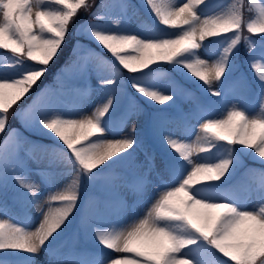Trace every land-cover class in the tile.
Masks as SVG:
<instances>
[{
    "label": "snow or ice",
    "instance_id": "1",
    "mask_svg": "<svg viewBox=\"0 0 264 264\" xmlns=\"http://www.w3.org/2000/svg\"><path fill=\"white\" fill-rule=\"evenodd\" d=\"M142 2L163 28L140 35L91 23L113 7L122 17L130 9L135 14L127 0L91 12L90 0H0V53L10 54L7 67L15 69L0 72V135L8 132L0 144V264H37L41 253L43 264H264V0ZM81 9L90 17L83 34L132 75L124 77L115 63L110 74H99L103 99L90 114L66 116L56 94L28 110L25 126L49 130L67 149L55 147L37 161L43 167L35 174L48 189L42 196L27 161L9 146L19 133L8 129V113L46 74ZM164 65L170 67L160 71ZM158 73L173 74L167 91L155 83ZM253 93L260 100L256 113L247 106ZM181 99L190 101L187 111ZM178 128L195 140L178 138ZM245 160L261 167L246 168ZM119 165L132 170L133 182L159 181L150 206L112 227L98 198L89 195L78 228L86 238L91 232V252L83 258L72 249L59 251L57 241L80 210L82 190L110 189L122 202L118 185L108 180ZM242 168L247 180H258L251 187L255 203L247 201L251 208L233 183ZM69 174L70 182L53 190V178ZM32 206L39 210L34 230L13 218L18 208Z\"/></svg>",
    "mask_w": 264,
    "mask_h": 264
},
{
    "label": "rangeland",
    "instance_id": "2",
    "mask_svg": "<svg viewBox=\"0 0 264 264\" xmlns=\"http://www.w3.org/2000/svg\"><path fill=\"white\" fill-rule=\"evenodd\" d=\"M93 1L94 0H92L91 4L93 3ZM116 2H117L116 0H106L102 5H104V4H115ZM127 2L135 6V14H133V10L130 9L128 11L127 15L122 17L121 10L118 7H115L112 9L110 15H108V17H110L109 22L98 23L97 21L103 22V21H105V19H91V23L96 25L98 28H100L104 31H112V32L133 31V32H136L137 34H140V35L149 34L153 30V28H155V27H152L151 25L148 24V20L145 17L146 14L144 13L145 14L144 15L142 13V11L137 8V6L135 5V3L132 0H127ZM233 2H234V0H223V3L225 5H227L229 3H233ZM218 3H220V0H215L214 2H212V4H214V5L218 4ZM224 10H227V8L225 7ZM147 11H148V13H150L149 10H147ZM80 18L83 19V21L80 22V25H81L80 32L83 34L85 21L90 19L88 16V12L80 14ZM117 20H120L121 23H119V24L115 23V21H117ZM160 27L163 28V26H160ZM167 31L171 32V31H179V30L178 29H175V30L168 29ZM245 35H251V34L246 33ZM252 39H258V36H252ZM95 44L98 45L97 43H95ZM104 51H106V50H104ZM205 55H208V53H205ZM106 62L107 63H101L100 62L98 64V66L95 68L92 65L83 66V65L76 64L72 69H70V71L72 73H75V75L79 79L84 78L86 83H87V86L84 89V92H83L81 98L79 99V103L77 101H75L74 105L67 106V107H63L59 103L58 104V110L59 111L64 112L67 116V115H75L77 112H80L84 115H87V114H90V112L92 110H94L97 103H95V104H93V103L96 100V98H97V102L99 100L103 99V89H102V86L100 84L99 74L108 75L111 73L112 63H110L109 61H106ZM9 63H10L9 61L7 63H5V59H3L2 62H0V72H9L10 74H14L15 70L7 67V65ZM96 63H97V61L95 62V64ZM114 63L117 65L118 68L120 67L122 69V66H119L118 62L115 61ZM164 66L166 69L168 67H170L169 65H164ZM102 68H104L103 72H102ZM165 68L164 67L161 68L160 71L166 70ZM245 70H247L246 66H245ZM129 75H132V74L127 73L125 77H128ZM248 75H249V78H251V76L254 75V72H249ZM166 77H171V73H167ZM155 83L161 89H163L165 91L168 90L167 85L169 83V79L168 78L165 79V76H160L158 73L157 76L155 77ZM197 83H201V82L197 81ZM47 87L42 89L37 94V96H35L32 99L31 103H29L28 106H24V108H23L24 114L22 115V120H24L26 118L29 109L35 108L43 99L46 98V96L55 94V89L47 88ZM58 90H61L60 87L58 88ZM190 90H191V88H190ZM87 95H89V97L87 100H85ZM75 98H76V92L73 90L72 91V99H75ZM252 98H255V101H256L255 104L253 101H251ZM248 102H250V103H248ZM152 103H154V102L149 101V104H152ZM166 103H168V102H166ZM178 103L180 104L181 108L183 109L184 106H186L187 104H190V101L187 99H181L178 101ZM237 103H239L238 99L231 98V104H237ZM231 104H229V107L231 106ZM259 104H260L259 97L255 93H253L249 97H247V106L250 107V110L253 113L259 112ZM156 107L160 108V107H163V105H156ZM19 112H21V111H19ZM224 114H226V112H224ZM170 115L173 117L176 116V114L172 113L171 111H170ZM139 123H140L141 131L143 132V130L145 128V117L144 116H141L139 118ZM172 126L176 127L177 122L173 121ZM196 127L198 129L199 125L197 124ZM15 129L18 131L19 137L17 139V137L14 136L13 140L10 141L9 146L10 147H16L18 150V154L27 161V166L30 169H32V172L30 173L31 179L38 186H40L42 196L46 195V193L48 191L47 187L44 185L43 181L41 180V177L35 174V171L38 167H31L29 165L37 163V161H44V160L48 159L52 155V149L55 147L63 148L64 151H67V149L64 148L62 143L59 141L57 143H47L48 145H44L43 143H39L35 139H33L32 137L28 136L21 129H19V128H15ZM29 129L35 130L39 133L41 132V131L36 130V127H29ZM129 130H130V125H128L127 127L124 128L125 133ZM42 132L47 133L48 130L44 129V130H42ZM175 135L178 138H182V139L187 138L189 140H195L194 134L186 137L185 134L183 133L182 128H178ZM246 163L252 164L255 169L253 167H249V168L254 169V170H258V168L260 166V164L258 162H253L251 160H245L244 164H246ZM39 167H43V165H41ZM129 169L130 168L126 165H119L111 171V174L108 177L109 182H114L118 185V188L116 189V191L122 197V202L117 201V200H111L108 197L101 195L104 193L108 196H112V191L110 189L95 188V190H93L89 194H86L85 192L80 193V197H81L80 198V210H78V213L76 214V217H75L78 224H79L80 211L83 209L85 200L89 195L97 197L100 202L104 201V202H107L108 204H110V207H108L110 215H109V213L106 216L103 214V219H104V221L108 222L112 227L122 226L126 222H131L132 218H134L140 214H143L146 211V209L150 206V198L156 192L157 187H162V185L155 178H152L151 184H144L141 182H133L134 181L133 173L131 175H123L122 177L115 179V176H119L121 174H124L125 171L130 172ZM53 179H54L53 190H55V189L63 188L64 186H66V184L68 182H70V180H71V175L69 174V175L62 176V177L57 176V177H54ZM245 182L246 183H239L240 187L242 186L241 187L242 201H244L247 204V206L249 208H251L252 204L247 203V201L252 200V202L255 203V200L251 195V187H253L255 185V183H258V180L252 181V180L245 179ZM81 194L83 196H81ZM9 204H11V193H9ZM99 208L102 212L101 203L99 205ZM13 218L18 223H21L25 226H30L34 230L35 226H37L36 221L39 218V210L35 206H32L31 208H28L26 210L23 208H18V210L14 214ZM79 232H81L83 235H85L83 233V231H81L77 226H75V225L71 226L70 234H71V236H73L75 238L76 241L79 240V236H78ZM87 237L90 239V241H92L91 232L88 234ZM42 256H44V255L41 253V255L39 257H37L38 262L44 261L45 256L43 258H42Z\"/></svg>",
    "mask_w": 264,
    "mask_h": 264
},
{
    "label": "trees",
    "instance_id": "3",
    "mask_svg": "<svg viewBox=\"0 0 264 264\" xmlns=\"http://www.w3.org/2000/svg\"><path fill=\"white\" fill-rule=\"evenodd\" d=\"M77 42L75 40L73 41H67V44H65L62 49L59 52V55L57 56V58H55L50 65L48 66L47 72L46 74L41 78L40 81H38L30 90V92L28 94H26L23 98H21L20 101H18L9 111L8 113V127H10L11 125L14 124H18V118L15 115L16 114V110L17 108L23 104L24 102H26L27 100H29V97L31 96V94L41 88L44 84L47 83H54L55 79H56V75L59 71L63 70L64 68H66L68 65H70V60L72 57V54L74 52V50H76L75 47H77ZM75 46V47H74ZM124 72H127L124 69ZM128 73V72H127Z\"/></svg>",
    "mask_w": 264,
    "mask_h": 264
},
{
    "label": "bare ground",
    "instance_id": "4",
    "mask_svg": "<svg viewBox=\"0 0 264 264\" xmlns=\"http://www.w3.org/2000/svg\"><path fill=\"white\" fill-rule=\"evenodd\" d=\"M92 10V8L91 9H89V11H91Z\"/></svg>",
    "mask_w": 264,
    "mask_h": 264
}]
</instances>
